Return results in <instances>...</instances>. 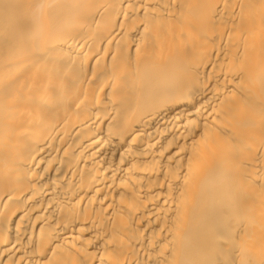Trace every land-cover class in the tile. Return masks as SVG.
<instances>
[{"label": "bare ground", "instance_id": "1", "mask_svg": "<svg viewBox=\"0 0 264 264\" xmlns=\"http://www.w3.org/2000/svg\"><path fill=\"white\" fill-rule=\"evenodd\" d=\"M0 264H264V0H0Z\"/></svg>", "mask_w": 264, "mask_h": 264}]
</instances>
